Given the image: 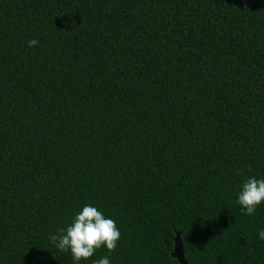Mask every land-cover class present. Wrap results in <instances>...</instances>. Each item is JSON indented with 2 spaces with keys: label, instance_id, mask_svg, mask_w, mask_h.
<instances>
[{
  "label": "trees",
  "instance_id": "obj_1",
  "mask_svg": "<svg viewBox=\"0 0 264 264\" xmlns=\"http://www.w3.org/2000/svg\"><path fill=\"white\" fill-rule=\"evenodd\" d=\"M32 39L39 41L29 47ZM264 0H0V264H73L85 205L121 238L81 264H264Z\"/></svg>",
  "mask_w": 264,
  "mask_h": 264
},
{
  "label": "clouds",
  "instance_id": "obj_2",
  "mask_svg": "<svg viewBox=\"0 0 264 264\" xmlns=\"http://www.w3.org/2000/svg\"><path fill=\"white\" fill-rule=\"evenodd\" d=\"M39 41L32 39L28 46H37ZM237 203L248 216H253L258 207L264 204V179H246L237 194ZM264 240V230L258 233ZM121 233L113 219L92 205H85L66 228L58 229L50 235V242L60 252H70L73 264L91 259L97 251L106 248L108 253L116 250ZM94 264H110L107 256L94 261Z\"/></svg>",
  "mask_w": 264,
  "mask_h": 264
},
{
  "label": "water",
  "instance_id": "obj_3",
  "mask_svg": "<svg viewBox=\"0 0 264 264\" xmlns=\"http://www.w3.org/2000/svg\"><path fill=\"white\" fill-rule=\"evenodd\" d=\"M171 256L177 260L178 264H187L184 259L183 247L179 238V233H176L173 238V250Z\"/></svg>",
  "mask_w": 264,
  "mask_h": 264
}]
</instances>
